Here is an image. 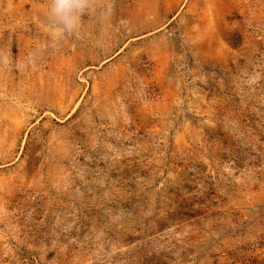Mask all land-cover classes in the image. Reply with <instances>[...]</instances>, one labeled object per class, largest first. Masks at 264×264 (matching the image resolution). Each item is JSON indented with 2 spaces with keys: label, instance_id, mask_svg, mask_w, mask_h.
I'll return each mask as SVG.
<instances>
[{
  "label": "rangeland",
  "instance_id": "rangeland-1",
  "mask_svg": "<svg viewBox=\"0 0 264 264\" xmlns=\"http://www.w3.org/2000/svg\"><path fill=\"white\" fill-rule=\"evenodd\" d=\"M0 0V264H264V0Z\"/></svg>",
  "mask_w": 264,
  "mask_h": 264
},
{
  "label": "clouds",
  "instance_id": "clouds-1",
  "mask_svg": "<svg viewBox=\"0 0 264 264\" xmlns=\"http://www.w3.org/2000/svg\"><path fill=\"white\" fill-rule=\"evenodd\" d=\"M94 7V0H51L48 21L61 36L77 34L83 15ZM11 63L10 54L0 50V68Z\"/></svg>",
  "mask_w": 264,
  "mask_h": 264
}]
</instances>
